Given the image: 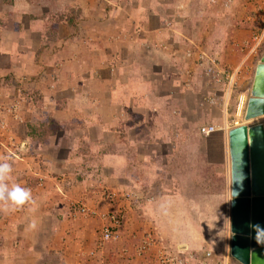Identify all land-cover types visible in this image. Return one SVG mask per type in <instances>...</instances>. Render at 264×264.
<instances>
[{"label":"crops","instance_id":"0c3cea01","mask_svg":"<svg viewBox=\"0 0 264 264\" xmlns=\"http://www.w3.org/2000/svg\"><path fill=\"white\" fill-rule=\"evenodd\" d=\"M110 1L46 5V0H14L21 5L18 19L6 29L0 25V156L11 157L10 183L29 188L34 200L15 211H0V264H154L152 250L141 256L131 251L143 230L162 243L210 250L170 237L164 224L179 218L205 219L196 209L208 194L199 187L222 177L229 186L226 132L202 136L196 129L200 123L229 120L228 101L223 85L187 67L191 60L184 68L172 48H196L221 61L224 52L231 53L227 62L236 65L241 56L236 55L235 43L247 34L250 15L261 3L232 0L230 13L236 16L228 26L210 23L215 29L210 33L204 30L205 10L193 4L180 10L177 6L184 0ZM174 14L181 20L178 27L166 18ZM207 35L208 45L198 47L196 41ZM126 55L132 63L124 70ZM245 61L247 71L237 85L252 76L257 62ZM212 92L217 97L214 104L201 102ZM58 94L61 113L51 119L45 113V98ZM193 102H200L202 109ZM11 106L12 113L7 111ZM94 150L103 162L84 163L82 156ZM183 161L189 169H180ZM89 166L104 174L88 182ZM182 172L194 190L189 196L175 189L187 178L179 175ZM159 187L175 192L157 199ZM131 190L139 196L119 199ZM144 190L154 196L140 198L147 196ZM109 192L115 196L109 198ZM81 203L114 213L118 238L101 242L104 220L81 215ZM122 247L128 248L125 254ZM225 264L239 263L227 255Z\"/></svg>","mask_w":264,"mask_h":264},{"label":"rangeland","instance_id":"374dc122","mask_svg":"<svg viewBox=\"0 0 264 264\" xmlns=\"http://www.w3.org/2000/svg\"><path fill=\"white\" fill-rule=\"evenodd\" d=\"M0 1H1V3H0V25H3L4 28L6 29L9 25L14 24L16 22V20L18 19L19 14L21 13V11H20L21 5H20V2L15 3L14 0L12 3H7L10 0H0ZM2 1L5 3L3 4ZM46 1H47L46 5H48L50 3H52L53 5H54V3H60V4L62 3V5H63V3L67 4V3H70L71 1H78V0H46ZM171 1H173V0H171ZM177 1L178 0H176V2ZM193 1H196L198 3H193ZM110 2L114 3L113 0H111ZM206 2H207L206 0H205V2L204 1L200 2L199 0H184V3L182 5L179 4L177 7L180 10H182V8H184L185 6L190 7V4H193L197 7V9L205 10L204 11V17H202V18H204V22L207 25L205 24L206 26H205L204 30L208 28L209 30H211L210 33L214 32V30H215V29H211L212 25L210 23H212L214 21H217V23H218L221 21L222 23L225 22L223 24V26H228L229 20L234 19V17L236 16L235 14L230 13V7L232 5H229L228 7H223L220 5L219 0H216V2H214V3L207 2L209 4V6H208V5H206ZM258 2L261 3V7L260 8L256 7V10H254V12L251 13L252 16L249 14L250 18H251V20H250L251 23H250L249 27L247 26V30H248L247 34L245 35V37L243 39H241V41H239L238 43H235V47L237 49L236 55L241 56V58L238 61H236V65H233V62H231V61L227 62V60H228L227 58L231 55V53L230 54L228 53L226 55V53L224 52L223 55L226 57H225V59H222V61H221V60H219L220 59L219 56H218L219 57V59H218L216 55L204 52V54L207 57L214 58L215 62L217 63L218 68H220V70H223L224 73L233 72L235 70L234 76L236 78V80H235L236 82H239V80H242L243 77H245L244 74H246L247 68L245 67V65H243V62L245 63L246 62L245 60H247L251 64L255 63L258 60L257 58H259V56L261 55V53L264 50V0H257L256 5L258 4ZM45 7L46 6L41 7V10H45V9H43ZM215 8H217V9H215ZM222 9L224 10V12L222 11ZM226 10H227V12H226ZM246 12L250 13V11H246ZM189 14H186L185 17L188 18L187 15H189ZM197 14H200V13H197ZM174 15H175V18L171 19L168 15L166 18L170 21V23L175 22L177 27H178L179 22L181 20L179 21L178 15H176V14H174ZM181 16L184 17V15H182V14H181ZM167 23H169V22H167ZM208 24L210 27L208 26ZM177 31L179 32V30H177ZM224 33L226 34V32H224ZM177 34L180 35L181 33H177ZM182 35L183 34H181V36ZM253 35H258L260 37L258 43L252 41ZM199 39H200V41H196V43L199 44V45L197 44L198 47L202 46L203 44L208 45V43H207L208 42V35L199 37ZM177 48H176V46H174L172 48V52L174 53V54H172L173 57L177 56L178 61L181 62V65L184 66V68L186 66L191 68V70H193L192 68H195V69L197 68L200 71L199 74L203 75V71L201 70L202 68H201V66H199V64L196 63L195 57L186 58L184 55V52L187 49H181L182 47H180L178 49ZM180 49H181V51L179 52ZM189 50H192L193 54H195L197 51L196 48H194V49L190 48ZM126 51H128V50L125 49L123 52H126ZM181 55H182V58L180 59L179 56H181ZM123 57H124L123 58L124 62L122 63L121 67L124 68V70H127V68L131 67L132 60H129L127 55L123 56ZM184 58L187 61L186 60L184 61ZM188 60H191L189 64H188ZM0 63L2 64L1 61H0ZM186 64H188V65H186ZM17 65L21 66V64H19V63H17ZM13 72H14V70L12 71V73ZM3 73H1V74H3ZM67 77H69V76L64 75L65 80L67 79ZM251 77L246 78L244 81H242L241 84L238 83V85L236 83H234L231 86L227 87L225 85L224 79H223L222 84H220V85H223L221 90L224 93L223 94L224 99H227V101H228V105L226 107L227 114H229L231 118L233 117V115L235 113L236 106L239 103V97L241 95L243 96L242 107L245 104V100L247 97V90H248L247 82L250 81ZM69 78L72 81L74 80L71 77H69ZM209 82L212 83L211 80ZM74 83H76L75 80H74ZM78 85H79L78 83L75 84L76 88ZM240 85H242V86L240 87ZM76 91H77V89H76ZM71 93H72V91H71ZM59 95L60 94H58L56 96L48 97V98L44 97L45 98L44 104L46 107L45 113L48 114L50 116V118L51 117H55V118L59 117V115L61 113V108H58V104H57V99L58 100L61 99V96L59 97ZM70 96H72V95L68 94V98L71 99ZM203 101L206 102L205 100H201V102H203ZM193 104H195V106H198L200 109H202V104L200 102L199 103L193 102ZM71 111L72 110L69 109L70 115H72ZM48 115H46V116H48ZM74 115H76V116L79 115L77 110H75ZM200 125H201V123L197 124V126H196L197 130H198V127ZM115 126L116 125H113V127H115ZM202 136H204V135H202ZM90 154H92V155H90ZM99 154H100L99 151L94 150V151L87 153L86 156H84V157L82 156V159L84 158V163H93L94 160H97V162L101 161V163H102L103 157L100 156ZM13 159L14 158H12V160ZM181 166H182L180 168L181 170H183L184 168L189 169V164L184 163V161L181 163ZM89 168H88V172L86 173L87 174L86 180L88 182H92L93 180H95L96 178L98 179V177H100V176H102V174H104V172L102 170L94 172L92 166H89ZM94 173H95V175H94ZM179 175L184 177V178L188 176V174L184 173V172H182V174H179ZM211 175L215 176V175H213V173H211ZM105 177H108V174H105ZM102 179H100V180H102ZM179 182L181 184V188H175V189H180L179 191H181L182 193H184L185 195H188V196H189L190 192L194 191L192 184L190 183V181H188V177L185 178L184 180L179 181ZM202 184H203L202 187H199V188H203L205 190H200V191H203V192L205 191V193L208 194V197L202 198V202L199 204V206H197L196 210H199V213L202 211L201 213H204V214H201V216L204 217L205 219L195 220V219H190V217H188L187 219H180L179 218V219L166 221L164 225H165L166 229L169 230V235L172 238H175V239L176 238L177 239L186 238L187 241H189L193 244H201L202 246L208 247L213 253H215V255H218L221 252V253H223V255L229 256V253H228V244H229V229H228V203H229L228 202V198H229L228 191H229V189L228 188H229V186L226 185L225 178H223V177L221 179H217V181L210 180V181H206ZM169 189L171 191H168V189H166V188L159 187L157 189L156 198L158 199L159 197H162V194L164 195L165 193L167 195H172L175 192V190H173L172 188H169ZM176 191L178 192V190H176ZM130 192L136 193V190H131ZM144 193L147 196L144 197L143 196L144 194H143L142 196L140 195V198H142V199L146 198V200H150L151 197H149V195L152 197L154 196L150 190H144ZM136 194H138V193H136ZM137 196H139V195H137ZM180 202H182V201H180ZM176 209H178L177 206H176L175 210ZM24 261H26L25 257L23 258V262ZM22 264H24V263H22Z\"/></svg>","mask_w":264,"mask_h":264},{"label":"water","instance_id":"95a60500","mask_svg":"<svg viewBox=\"0 0 264 264\" xmlns=\"http://www.w3.org/2000/svg\"><path fill=\"white\" fill-rule=\"evenodd\" d=\"M243 123L226 131L229 157L228 253L239 264H264V244L249 223L264 226V51L247 82ZM257 121V120H256Z\"/></svg>","mask_w":264,"mask_h":264},{"label":"built area","instance_id":"2783aa9c","mask_svg":"<svg viewBox=\"0 0 264 264\" xmlns=\"http://www.w3.org/2000/svg\"><path fill=\"white\" fill-rule=\"evenodd\" d=\"M209 3H214L216 0H206ZM232 0H219L220 5L223 7H228ZM260 37L258 35L252 36V41L258 43ZM186 58H192L194 55L196 63L201 66L203 75L209 78L212 83L221 84L225 82V85H232L236 83V78L233 72L224 73L223 70L218 68L217 63L214 58L207 57L204 52L196 51L193 54L192 50L187 49L184 52ZM236 69V68H235ZM216 93L212 92L209 97H205V101L214 104L216 101ZM243 96L239 97V103L236 106L235 113L232 118L224 121L220 124H202L198 127V132L201 135H208L215 131L226 132L229 128L238 126L243 123V109H242ZM8 112L12 113L15 111V107H10L7 109ZM2 129V128H0ZM12 142L11 137H7V145ZM40 180V178H38ZM40 183V182H39ZM41 184V183H40ZM115 196V192H109L108 197L112 198ZM136 193L130 191H123L119 199L129 201L132 198H137ZM77 211L81 215H92L97 216L104 220L103 226L99 231V240L106 241L109 239L116 240L118 238L116 233L117 227V216L114 213L108 212H97L92 208H88L85 204L81 203L77 207ZM152 259L154 264H225L227 255H222L218 257L211 250L201 249V250H189L181 245H172L169 242L162 243L160 239L155 236V234L149 230H143L137 237L136 242L131 245V251L134 256H141L145 251H151ZM121 254H125L128 251L127 247H122L120 249ZM91 254V252H89ZM89 254V255H90Z\"/></svg>","mask_w":264,"mask_h":264},{"label":"clouds","instance_id":"9594fccd","mask_svg":"<svg viewBox=\"0 0 264 264\" xmlns=\"http://www.w3.org/2000/svg\"><path fill=\"white\" fill-rule=\"evenodd\" d=\"M10 160V156H0V211L5 213L15 211L27 203H34L29 188L15 182L10 183L13 172ZM248 227L254 233L253 238L257 243L264 244V226L259 223H249Z\"/></svg>","mask_w":264,"mask_h":264},{"label":"bare ground","instance_id":"6f19581e","mask_svg":"<svg viewBox=\"0 0 264 264\" xmlns=\"http://www.w3.org/2000/svg\"><path fill=\"white\" fill-rule=\"evenodd\" d=\"M242 109H244V105H243V107H242ZM243 114V113H242ZM259 118H262L261 120H264V115H262V116H260ZM256 119V118H255ZM255 119H251L250 121H249V123H253V120H255ZM260 121V120H259ZM258 121V122H259Z\"/></svg>","mask_w":264,"mask_h":264}]
</instances>
